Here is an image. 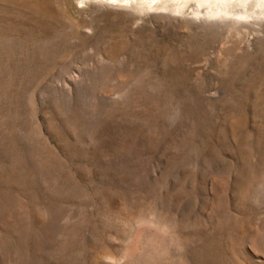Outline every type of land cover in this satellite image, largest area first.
I'll use <instances>...</instances> for the list:
<instances>
[{"label": "rangeland", "instance_id": "rangeland-1", "mask_svg": "<svg viewBox=\"0 0 264 264\" xmlns=\"http://www.w3.org/2000/svg\"><path fill=\"white\" fill-rule=\"evenodd\" d=\"M165 1L0 0V264H264V0Z\"/></svg>", "mask_w": 264, "mask_h": 264}, {"label": "bare ground", "instance_id": "bare-ground-1", "mask_svg": "<svg viewBox=\"0 0 264 264\" xmlns=\"http://www.w3.org/2000/svg\"><path fill=\"white\" fill-rule=\"evenodd\" d=\"M102 1H105L108 4H111V5H113V4H122V5H127V6L128 5L132 6V4L134 2L136 3V2L145 1V2H147L149 4H151V6H155V7H159V6H161V7L164 6L165 8L171 7V5L168 4V2L165 1V0H102ZM174 5H172V7ZM175 10L185 11V6H183L181 4H178L177 6H175ZM196 12H197V10H196Z\"/></svg>", "mask_w": 264, "mask_h": 264}]
</instances>
